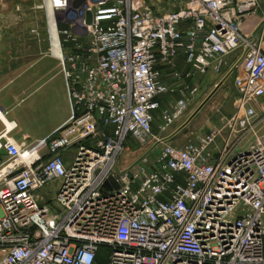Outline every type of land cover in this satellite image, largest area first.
I'll return each instance as SVG.
<instances>
[{
  "label": "built area",
  "instance_id": "built-area-1",
  "mask_svg": "<svg viewBox=\"0 0 264 264\" xmlns=\"http://www.w3.org/2000/svg\"><path fill=\"white\" fill-rule=\"evenodd\" d=\"M41 3L64 15L54 55L70 114L45 140L0 142V264H264V0ZM225 67L223 128L165 138L188 81ZM132 143L142 152L117 167Z\"/></svg>",
  "mask_w": 264,
  "mask_h": 264
},
{
  "label": "crops",
  "instance_id": "crops-1",
  "mask_svg": "<svg viewBox=\"0 0 264 264\" xmlns=\"http://www.w3.org/2000/svg\"><path fill=\"white\" fill-rule=\"evenodd\" d=\"M46 14L48 25V42L46 44L40 45L38 41L0 43V114L3 115L8 123L12 124L9 129L6 124L0 121V142H2L3 137L16 145L45 140L66 121L70 114V105L66 96L64 80L59 73L58 62L52 52L50 43L49 26L53 27V17L48 13ZM241 26L244 34H252L253 36L254 31L249 30L248 22H243ZM30 33L37 35L34 31H30ZM261 48L264 51V43ZM177 60L178 67H181V59ZM25 74L28 75L24 78ZM226 74L227 72H223L221 75H216L218 77L217 83H220V86L223 81L229 79L228 74ZM201 77L196 75L188 81V85L196 89L194 95L199 88L197 82ZM215 85L213 84L212 87L214 88ZM26 86L29 88L28 92L25 91ZM36 90L39 93L37 96L34 95ZM54 100L57 108L51 111L52 107L50 106ZM27 101L28 103L25 106L22 105ZM191 101L192 98L188 103L190 104ZM19 104L20 106L17 107ZM158 105L160 108L169 106L170 95L160 97ZM44 106L50 110L46 114L43 111ZM199 106L194 113L201 108ZM233 109L234 95L231 108L226 113L217 112L216 115L212 116L211 121L207 124L209 127L207 131L223 128L225 120L233 113ZM181 125L173 128V124L163 136L170 140V135L174 134L176 136ZM152 126L153 123L151 124L152 135H158V127L155 133ZM4 156V152L0 150V161L4 160Z\"/></svg>",
  "mask_w": 264,
  "mask_h": 264
},
{
  "label": "rangeland",
  "instance_id": "rangeland-1",
  "mask_svg": "<svg viewBox=\"0 0 264 264\" xmlns=\"http://www.w3.org/2000/svg\"><path fill=\"white\" fill-rule=\"evenodd\" d=\"M41 5V0H0V43H28L31 41H38L40 45L46 44L48 42L47 14L44 9L41 8ZM52 16L57 29H61V24H58V20L60 17H64V15ZM65 26L66 25L64 24L63 28H65ZM76 30L82 34L81 28L76 27ZM30 31H34L37 35L31 34ZM77 31L76 33H78ZM231 62L232 58L227 60V65ZM227 68H223L219 74L208 71L197 82L199 88L194 97H192L193 102L191 101L190 104L188 103L189 105L187 104L184 114H182V116L173 123V128L182 124L178 129V134L176 135L179 143L191 140L193 135L205 133L209 128L207 124L211 121L212 116L216 115L217 112L226 113L231 108L234 93L231 86V79L229 77V79L222 82L218 90L201 106L196 113H194L195 109L204 101L209 91L213 88V84H217L218 77H216V75L218 76L223 74V72H226ZM26 75L28 74H25L24 78ZM28 90L29 88L26 86L25 91L28 92ZM38 94L39 93L36 90L34 95L37 96ZM178 97L179 96L177 94H171L170 105H172ZM27 103L28 101L22 105L25 106ZM19 106L20 104L17 107ZM56 106L57 105L54 100L50 106L52 107L51 111L55 110V108H57ZM163 108L164 107L159 108V110L153 115L152 129L155 133L158 125L160 124V110ZM43 111L46 114V112L50 110L45 107ZM40 112L43 113L42 111ZM262 127V132H259L258 136L264 133V124ZM253 140L254 137H250L247 139L246 143L252 142ZM126 146L128 147V150L122 151L117 157V167H121L123 164L132 161L142 152L141 150H143L140 149L139 144L135 145L132 143L126 144ZM56 186L57 181H52L38 191L44 202L53 197ZM262 247L264 251V239Z\"/></svg>",
  "mask_w": 264,
  "mask_h": 264
},
{
  "label": "water",
  "instance_id": "water-1",
  "mask_svg": "<svg viewBox=\"0 0 264 264\" xmlns=\"http://www.w3.org/2000/svg\"><path fill=\"white\" fill-rule=\"evenodd\" d=\"M83 0H75V3L81 2ZM90 21V14H86V24H88ZM220 86V83H217L214 88L212 89V91L209 93L208 97L200 104L199 107H201L203 105V103L216 91V89ZM103 188L106 189H117V184L114 182L112 177H108V179L106 180V182L103 184Z\"/></svg>",
  "mask_w": 264,
  "mask_h": 264
},
{
  "label": "bare ground",
  "instance_id": "bare-ground-1",
  "mask_svg": "<svg viewBox=\"0 0 264 264\" xmlns=\"http://www.w3.org/2000/svg\"><path fill=\"white\" fill-rule=\"evenodd\" d=\"M49 15L52 16L51 13L47 12ZM53 17V16H52ZM49 35H50V43L52 46V52L55 53L56 52V40H55V33H54V19H53V27L49 26ZM0 121L3 122L4 124H6L8 126V128L10 129L12 127V124L8 123L5 118L3 117V115L0 114ZM8 130V129H7ZM26 153H20V159H25L26 158Z\"/></svg>",
  "mask_w": 264,
  "mask_h": 264
},
{
  "label": "trees",
  "instance_id": "trees-1",
  "mask_svg": "<svg viewBox=\"0 0 264 264\" xmlns=\"http://www.w3.org/2000/svg\"><path fill=\"white\" fill-rule=\"evenodd\" d=\"M96 264H102V260L99 259V258H97V259H96Z\"/></svg>",
  "mask_w": 264,
  "mask_h": 264
}]
</instances>
